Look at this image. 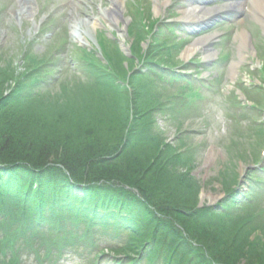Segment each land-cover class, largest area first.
<instances>
[{"label":"rangeland","instance_id":"rangeland-1","mask_svg":"<svg viewBox=\"0 0 264 264\" xmlns=\"http://www.w3.org/2000/svg\"><path fill=\"white\" fill-rule=\"evenodd\" d=\"M132 1H122L121 6L125 20L121 16V21L119 20L117 24L111 26L108 23L110 18L106 19L103 13L104 10H112L111 0H0V125L7 124V127L3 129L0 127V144L2 145L4 137H10L11 140L8 142L14 146L15 150L23 153L24 156H21V160H25L24 163L15 162L13 166L24 167L25 171L35 175L38 174L37 168L40 167V169L43 168L42 171H46L50 165L30 163L31 160L26 159L38 156L40 150L43 153L48 151L50 157H54L59 151L55 139L58 135L74 130L68 134L67 139L70 140L77 135L84 138L89 134L95 135L101 131L105 139L99 145L94 144L97 142L91 141L89 144L91 147L88 150L78 146L77 149L68 148L53 163L58 171L63 172L74 188L85 192H98L101 191V188L112 189L115 186L122 194L125 192L134 205L136 202L133 197L138 199L140 195L142 196L141 193L139 194V187H144L141 181L151 179L146 172L137 175L138 171H136L134 163L136 161L143 162L147 156L154 158L156 152L158 158L155 164L158 169H167L171 172V177L183 176L187 178L183 174L189 173L188 181H191V185L199 187L200 191V193L199 191L194 193L195 195L199 193L200 200L195 204L199 203L201 207L211 204L214 213H220L218 205L225 199L227 186L229 188L233 186L231 189H237V192L253 190L252 179L264 173L261 171L264 167V95L262 92L258 95L248 90L250 93L246 94V98H244L238 91L237 95L241 99V104H237L234 97L225 98L226 102L216 96V91L211 94L210 91L207 92V89H204V78L209 77L208 74L215 77L216 72L221 71L220 76L225 81L226 74H229L231 79L225 89L234 92L238 85L244 88H254V85L259 87L260 84L264 86V30L262 28L259 32L255 23H246L249 26V32L254 35V41L250 37L251 52L247 54V59L243 62L239 55L237 41L235 42L236 46H232L230 49H228L230 45L219 46L216 45V41L205 43L209 46V48H205L206 35H213V32L220 33L218 31L220 21L212 28L203 29L197 34L191 33V30L197 29V26L194 21L190 22L183 18L182 11L191 4L186 3V0H175L176 2L169 3L167 7L162 6L161 14L156 13L154 3L152 6L150 2L147 4L144 2L146 8L141 15L146 19L135 13L137 5ZM189 1L196 4V1L201 0ZM242 1H244V9L228 15L232 18V23H245L250 12L257 11L253 0ZM233 2L232 0H223V2L212 0V3L207 6L212 7L217 4L226 6ZM20 9L24 15H19ZM257 12V19L258 17L259 20L264 18V15H259V11ZM39 22L45 25L41 30L43 35L40 36V39L33 40L31 38L34 34L32 30ZM62 23L65 24L61 27ZM94 23L96 24L94 25ZM74 24H82V38L85 42L83 45L72 34L71 28ZM146 26L151 27L150 34ZM169 26H174L175 30ZM60 27V31L63 33L59 36L56 30ZM24 33L30 37L32 42H29L28 39L25 42ZM122 33L124 36H121ZM234 37L235 35L229 36L230 43ZM49 38L54 42L53 44H48V41H51L48 40ZM122 38L124 43H122ZM63 39L67 42L64 43ZM179 39L184 41L183 49L193 46L197 52L195 51L190 59H185L184 56V59L180 58L181 55L174 56L180 64L177 63L172 68L176 67L178 71L186 67H199L204 62L207 63L206 65L210 68V70H206L207 74L202 75L199 80L195 77L188 78L199 83V88L204 92L203 95L198 92L190 93L187 91L186 85L178 87L174 84L172 86L165 84L164 88L156 78V72L151 71L152 68H155L161 72L163 69L155 66L159 67L162 63L168 64L173 60V58L166 57L164 51L169 50L171 44L179 46ZM121 43L124 44V47ZM62 44L67 45V53L61 52ZM139 50H141L140 54ZM206 50L211 51L212 54L209 56L212 58L208 59ZM124 51H134V54L129 55ZM145 53L148 55L147 57ZM256 54L257 56H255ZM51 59H54L55 63L52 66L57 68L49 71V74L54 73L58 68L70 69L64 73L63 77L61 76V80L53 82L52 86L46 84V77L42 72V68L44 69ZM67 64L71 65L67 66ZM85 65L88 71L83 74L81 71ZM232 65H236L234 76L232 75ZM212 67L216 68L212 69ZM191 73L193 74L194 71ZM36 81L41 82L36 83ZM36 84L38 87L35 86ZM245 103L252 106L242 107V105H246ZM65 112L68 113L72 125L59 123L58 118ZM127 117L137 123L138 131L134 137L130 136V133L128 135L127 131L130 129L125 125L120 124L119 128L113 129L118 124L119 118L125 120ZM55 125H58L59 128ZM146 128L149 131L145 130ZM157 136L160 138L159 140ZM154 139L157 143L155 148L151 146ZM84 141L85 138L83 139L85 147ZM70 142L72 143V141ZM63 143L65 142H61L62 146ZM113 143L115 144L113 147L117 149L113 153L115 156L124 155L123 150H130L132 146L135 149H142L141 153L136 151L135 155H132L131 161L129 158L125 162L122 161L124 157H121L122 162L118 161L123 164V167L131 169V173H125L124 178L129 181L126 185L123 179V185H121L116 183V180L110 182L102 177L97 179L93 174H89L94 172L89 159L98 152L100 153L101 149L109 150L111 147L105 146L109 144L112 146ZM159 146L160 149L163 147L164 152L159 153ZM5 148H9L7 144ZM69 155H77V160L83 162L84 167L87 168L84 170L85 173L73 171L71 164H74L75 160L67 161L68 157H71ZM111 158L114 157L106 158L104 156L103 159L109 162ZM103 164L99 167H103ZM13 166L10 169H13ZM69 175H71L70 179ZM78 176L81 178L71 179V177ZM171 177H168L167 183L175 181L174 184H178L177 188L182 189V181L179 177L176 179H171ZM67 186L65 183L55 186L46 185L43 187L45 189L43 194L39 193L32 197L30 203L32 207L26 211H21V208L8 200L4 201L2 205L0 204V212L5 210L14 218V228L16 229H13L14 232L10 227L6 229L10 240L0 242V247L6 246L7 243V245L11 244L13 249L19 248V246L26 248L27 252L25 251L26 253L20 258V264L23 262L48 264V261L50 264H122L121 261H124L127 256L126 251L123 256L116 253H118L117 250H125V242L117 238V232L113 234L112 228L111 231H105L106 228L103 227L105 224L93 221L95 215L99 217L98 214H95L94 207L86 210L84 205L85 208L83 206L82 212L79 213L80 217H69L63 220L64 225L60 224L59 219L54 224L48 223L49 225L57 224L59 227L55 229L60 231L59 234L49 230L44 233L42 227L37 226L41 223L33 221L41 219L42 215L47 213V209L41 204L47 205L48 201L53 203L54 200L60 199V194L67 190ZM37 187V184L29 185L28 189ZM183 188L182 200L184 198L191 199L188 191H193V188L188 183ZM151 190L155 192L153 188ZM171 201L175 206H178V209L183 210L190 223L203 221L200 218L201 213L195 214L199 210V206L192 204L194 207H187L185 200H183L185 206H182L181 199L177 196H174ZM243 202H245L244 197ZM254 203L258 202L254 201ZM242 204L233 206L241 208L232 209V222L248 215V213L256 212L246 202ZM72 207L73 205L66 210H72ZM260 207L262 210L257 213L264 210V202ZM54 209L61 212V208L57 209L54 206ZM262 216L264 217L263 214ZM84 217L86 218L83 219ZM208 219H213L215 222L219 220L218 217L212 218V212L208 214ZM16 220L19 222H15ZM232 222L229 221L227 224ZM260 222L264 225V219ZM143 225L144 223L135 222L134 227L145 231L149 230L147 227L143 228ZM70 227L74 229L73 232L68 230ZM88 227L92 228L89 230ZM173 227L176 232L180 231L182 241L189 243L191 238L189 239V236L186 235V231H183L179 224ZM94 228L97 229L94 231ZM258 228L260 229L259 234L264 238V228L260 226ZM79 229L82 233L87 231L88 234L85 235V238L91 243L93 242L95 248L88 250L89 252L82 250L80 251L82 254L74 252L68 254L69 252H67L65 254L68 256H62L60 259L54 253L50 254V257L48 256L49 250L67 249L72 245L71 240L83 237ZM235 229L238 232H235L233 237L225 238V243H223L224 248L227 249L226 253L229 254V259L237 257L232 260L237 264L256 262L252 257L245 261H242L240 257L241 251L246 250L240 248L252 247L250 243L256 242L254 238L256 233L254 232L253 236L251 231L241 232L238 226H235ZM20 231L23 232V238ZM26 231L27 238L24 237ZM78 232L81 234H77ZM202 233L204 234L205 230ZM235 237L241 240V246ZM23 239L25 242L22 245ZM59 240L62 243H59ZM230 242L233 245H230ZM18 243L20 244L18 245ZM68 243L71 245L66 247L65 245ZM115 245L120 247H114ZM137 245V242H134L132 248L136 249ZM90 251H94L95 255L92 256ZM143 256L138 258L139 264L154 263V259L151 260L153 254H150L149 251ZM257 257L261 256L257 255ZM174 264H185V260L174 261Z\"/></svg>","mask_w":264,"mask_h":264},{"label":"trees","instance_id":"trees-1","mask_svg":"<svg viewBox=\"0 0 264 264\" xmlns=\"http://www.w3.org/2000/svg\"><path fill=\"white\" fill-rule=\"evenodd\" d=\"M157 47V45H156ZM160 51V49H159ZM141 53V50H139V54ZM145 56L147 57L148 55L145 53ZM112 70L114 71V65L112 64ZM36 87L37 84L35 85ZM129 112V111H128ZM71 116V115H70ZM69 115L67 112L60 115L58 118L59 123L63 124H70L71 121L69 120ZM125 125L126 128H129L130 130L127 131L128 135L130 133V136L134 137L137 134L138 128H137V123L134 120H129V117L127 119L122 120L119 118L118 124L115 125V128H119V125ZM0 127L3 129L7 127V124L4 123V125H0ZM55 127H58V125H55ZM65 127V126H64ZM63 127V128H64ZM75 129V127H73ZM80 128V127H79ZM77 128V130H80L82 128ZM145 130L149 131L148 128ZM74 130L67 131L65 134L58 135L55 139L57 140L56 142L58 143V153L54 157H50V153L46 151L43 153L40 150V153H38V156H34V158H27L26 160H31L29 161L30 163L37 162L40 165H50V168H47L46 171H42L43 168L38 169V174L32 175L25 171L24 167L22 168H16L13 166L15 162H22L24 163L25 160H21V156L23 157V153L17 151L14 149V146H12L8 141L11 140V138L4 137L2 145L0 144V204L2 205L4 201L8 200L12 204H16L19 208H21V211H26V209L31 208V199L33 196H36V194H43L42 192H45V189L43 187H46V185H59L60 183H65L67 186V190L63 191L62 194H60V199L54 200L53 203L46 204H41L47 209V213L45 215H42L41 219L33 220L35 222L41 223L40 225H37L38 227H42L43 232L45 233L46 231H54L56 233H60L58 231L57 224L56 225H49L54 224L58 219L60 221L61 225H64L65 223L63 220L68 219L69 217L71 218H76L79 216V213H81V208L85 205L86 210L90 209L91 207H94L95 209V214H98L94 216L93 221L96 222H102L103 227H105V231L109 230L114 234V232H117V238L121 241H124V246L125 250H117L118 255L123 256V254L126 251V258L125 261L129 262H136L134 264H139V259L144 257L143 255L149 251L150 254H153V257H151L152 261L154 259L153 264H174V261L177 260H185V264H237L232 262V260L236 259H229V254L226 253L227 249H225L224 244L225 243V238L233 237L235 235V232H238V230L235 229V226H238L239 229H241V232H248L251 231L252 235L255 232V243H250L252 244V247L246 248H240L245 251H241V260L245 261L248 258H254L256 262H253L252 264H264V238L259 234L260 229L258 226L264 228V225L260 220H263L264 215L263 212H258L257 211L253 212V214H249L246 216H243L240 219H235L232 222V209H240L241 207H233V205H243L242 203H247L249 205V201L251 200L254 202V199L257 198L258 192L255 191L257 188L260 190L264 186V178L261 179V177L258 175L259 178L254 177L252 179L253 187L255 189H250V192H248V196L245 198V202L243 200H238L239 203L235 202V199H243V195L240 194H235L232 192H236V190L231 189V188L226 187V197L227 199L223 201V206L219 209L220 213L215 214L214 213V208L213 207H202L198 208L199 210L196 211L195 214H200V218L203 219L202 222H193L190 223V220L186 219V216L184 215L185 213L183 212L182 209H178V206H175L172 198L174 196H177V198L181 199V204L182 206L185 204L183 203V200L186 202L187 207H194L199 205V203L195 204L196 201H199V187L197 188L195 185H191V181L189 180V173L183 174L187 178L183 176H178L179 179L182 181L181 182V188H177L178 184H174V182H169L167 183V180L169 179L168 177L172 176L171 172H169L167 169L164 171L162 168L158 169V172L154 173V175L151 177L150 176V171L153 169L152 167L155 164V161L158 158V154L155 152V156L150 157L147 156L141 161H136L134 165L136 166V171H138V174H144L145 172L148 173L150 176L149 181H141L142 186L139 187V194L141 193L142 196L140 195L139 198L137 199L136 197H133L134 202L136 204H132V201L128 195L122 194L117 187H113L112 189L109 188H101V191L98 192H85L84 190H77L74 188L73 185H71V182L65 177L63 172H60L57 170L55 167L56 165L53 164L56 159H58L61 155L62 152L67 151L66 149L68 148H76L81 147L84 150H88L91 145H89L92 142H97L94 144L99 145L105 138L103 137V133L101 131H98L97 134H89L85 136V147L83 146V137L81 135L75 136L73 139H67L69 136V133H72ZM146 131V132H147ZM60 134V133H59ZM117 134V133H116ZM123 134V133H122ZM126 134V133H125ZM1 135V133H0ZM127 137V136H126ZM123 139V138H122ZM125 140V139H124ZM72 141V143L70 142ZM63 143V146L61 144ZM6 144L8 145V149L5 148ZM87 144V145H86ZM156 142L151 143V146L153 148L157 147ZM45 145V144H44ZM56 145V144H55ZM51 145V146H55ZM115 144L113 143L112 146L109 144L108 146L105 147H111L109 150L101 149L100 153L94 155L89 159L90 166L93 167L94 172L89 173L90 175L93 174L97 179H100L102 177L105 180L108 181H114L116 183H119L123 185L122 181L124 180V184L126 185L128 180H126L125 173H131L130 168H125L123 167L122 163H118V161H121V157H124L122 161L125 162V160L131 161L133 159L132 155H135V152L138 151L139 153L142 152V149H135L134 146L131 147L130 150H123L124 155H113L115 151L117 150L114 148ZM148 146H150L148 144ZM17 147V146H16ZM152 148V149H153ZM47 150V149H46ZM78 151V150H77ZM157 151V150H156ZM164 152L163 147L160 149L159 146V153ZM74 154V152H72ZM26 156V155H25ZM68 156V155H67ZM71 157H68L67 161H70L71 159L75 160L74 164H71L73 171L76 173H85L84 170H87L85 168L83 162L77 160V155H69ZM111 158L109 162H106L104 158ZM66 157V156H65ZM64 157V159H66ZM76 157V158H75ZM132 157V158H131ZM34 159V160H32ZM81 160V159H80ZM72 161V160H71ZM121 161V162H122ZM105 162V164H103ZM123 162V163H124ZM101 164H103V167H99ZM77 165V166H76ZM13 166V169H10V167ZM157 167V166H156ZM162 170V171H161ZM162 172V173H161ZM36 173V172H35ZM69 175V179H70ZM80 176V175H79ZM71 177L72 178H81V177ZM93 177V176H92ZM99 177V178H98ZM178 177H171L172 178H178ZM123 179V180H122ZM187 179V180H185ZM193 179V177H192ZM186 181V182H185ZM137 183V182H136ZM188 183L190 187L193 188V191H188L189 195L191 196V199H186L183 198V193H184V186ZM37 184L36 189H28L29 185H35ZM141 184V183H140ZM250 184V185H251ZM146 186V187H145ZM226 186V185H224ZM252 186V185H251ZM196 187V188H194ZM154 189L155 192H153L151 189ZM199 191L197 195L194 193ZM234 194L233 196H231ZM230 195V196H229ZM235 196H237L235 198ZM234 199L235 203L230 204L227 202L229 199ZM81 200V201H80ZM96 201H99L102 203L99 207L96 203ZM80 202V203H79ZM133 202V203H134ZM178 202V201H177ZM242 202V203H241ZM192 204H195L194 206ZM68 205V206H67ZM72 207V210H66L69 206ZM240 205V206H241ZM54 206L60 210L56 211L54 209ZM65 206V207H63ZM85 206L83 208H85ZM85 210V211H86ZM46 211V210H45ZM84 211V212H85ZM90 212V211H89ZM212 212V218H217L219 220H216V222L213 219H208V214ZM0 221L3 222L5 219L7 220H13L7 212L1 211L0 212ZM262 213V214H261ZM197 216V215H195ZM80 217V216H79ZM83 217V216H82ZM84 217L83 219H85ZM123 220H125L123 222ZM231 221V224H227V222ZM15 222H19V220H16ZM135 222L139 223H144V227H146L149 230H143L138 227H134ZM182 223V224H180ZM48 224V225H47ZM180 225V227L183 228V231H186V235L189 236V243H186L185 241H182L181 239V234L179 232H176L175 228L173 226ZM152 225V226H151ZM36 226V227H37ZM99 226V225H98ZM156 226L157 228H155ZM96 227V226H94ZM92 227H88L90 230ZM97 228H94V231ZM179 229V228H178ZM205 230V233L203 234V230ZM41 230V229H40ZM69 231L73 232L74 229L70 227L68 229ZM28 231V230H27ZM70 232V233H71ZM79 232H81V229H79ZM77 234H81V233ZM105 233V232H104ZM176 236H174V234ZM83 237L81 238H74L71 240V244L68 243L65 246H69L67 249L65 248H60L59 250H49L47 252L48 256L50 257V254L54 253L55 256L57 257L60 255L62 252H65L66 250H71V248H74V250H79L81 249L79 246H83L87 250H92V248H95V244L90 242V240L85 238V235L88 234L87 231H84ZM179 234V235H178ZM122 235H125V238H123ZM254 236V235H253ZM239 239H241L239 237ZM235 240H238L237 237H235ZM98 241V240H97ZM100 241V240H99ZM25 240L23 239V243ZM59 243H62L60 240L58 241ZM137 242V247L132 248L133 243ZM233 242V241H231ZM230 242V245H233ZM98 243V242H96ZM123 243V242H122ZM239 246L242 245L241 240H238L237 242ZM20 243H18L19 245ZM113 245V244H111ZM131 245V246H130ZM3 246V245H1ZM229 246V244H228ZM63 247V246H61ZM114 247H120L115 245ZM123 248V247H121ZM21 249V250H20ZM225 249V250H224ZM24 249L19 246L16 249H13L12 245H4L3 247H0V264H7L5 263L6 259L8 260L11 258L12 260L17 261L18 264H20V257L24 253ZM53 255V254H52ZM257 255L261 256L260 258L257 257ZM125 256V255H124ZM150 257V256H148ZM238 257V258H240ZM138 259V260H137Z\"/></svg>","mask_w":264,"mask_h":264},{"label":"bare ground","instance_id":"bare-ground-1","mask_svg":"<svg viewBox=\"0 0 264 264\" xmlns=\"http://www.w3.org/2000/svg\"><path fill=\"white\" fill-rule=\"evenodd\" d=\"M122 1H124V0H111V7H112V10L110 9H108V10H104V16H105V18L107 19V18H110L109 20H108V23L111 25V26H113V25H115V24H117L118 22H119V20H120V18H121V16L122 17H124V18H122L123 20H125V15H124V12L122 11V6H121V4H122ZM177 1H179V0H177ZM187 2L186 3H188V4H190L189 5V7L187 8V9H185V10H183L182 11V13L184 14L183 15V18L184 19H186V20H188V21H194L195 22V24H196V26H197V29L195 30V28H193L191 31V33L192 34H197L198 33V30H199V28L200 27H202L203 26V28H204V26H205V24H203V22H205L206 21V19L207 20H210L209 18H211V17H213V15H217V14H219L220 12H218L217 11V8H212V9H208V8H206L207 10H206V13H205V8H204V6H199V5H196V4H193L191 1H189V0H186ZM206 1V0H205ZM254 1V3H256V9H258V6L260 7V5L261 6H264V0H253ZM131 2V1H130ZM144 2H145V4H147L148 2H150V5H152V6H154L155 5V10H156V13L158 14H161V8H162V6L163 7H167L168 6V4L169 3H174V2H176L175 0H133L132 1V3L133 4H135L136 3V5H137V7H136V11H135V13H138L139 14V16H141L142 18L144 17V19H146L145 18V16H143V15H141V13H143L144 11H145V8H146V6L144 7ZM183 2V1H182ZM152 3H154V5L152 4ZM149 7V6H148ZM262 10H264L263 9V7L261 8ZM19 15H24V12L20 9L19 10ZM257 11H255V10H253L252 12H250V16H251V18L252 19H254L255 21H257V20H259V17H258V19L256 18V16H257ZM125 14H126V10H125ZM260 15H264V11L260 14ZM207 17V18H206ZM218 17H220V14H219V16ZM256 18V19H255ZM263 19V20H262ZM121 21V20H120ZM260 23L261 24H264V18H261L260 20ZM96 22V21H95ZM127 22V21H126ZM197 22H200V23H202V24H200V23H197ZM97 23V22H96ZM96 23H94V25L96 24ZM95 27V26H94ZM36 29V27H34L33 28V30H35ZM32 30V31H33ZM71 30H72V34H73V36L74 37H76V39H77V41H79V43L80 44H85V42H84V40H83V38H82V32H83V29H82V24H74L73 26H72V28H71ZM32 32L30 31V34H31ZM24 36H25V38L26 39H24L25 40V42L27 41V39L29 40V42H32V40L30 39V37H28L25 33H24ZM121 36H124V33H122L121 34ZM211 39H208V38H205L204 39V46H205V48H209V46H207L205 43H207V42H209ZM203 41V40H202ZM125 41H124V39L122 38V43H124ZM53 44L54 42H52V40L51 41H48V44L50 45V44ZM121 43V44H122ZM239 55H240V58L242 59V61L244 62V61H246V59H247V54L248 53H250L251 52V50H250V40H249V37H247V35L246 34H241L240 35V42H239ZM132 45V44H131ZM122 47H124V44H122ZM187 49V48H186ZM186 49H183L182 48V50L180 51V52H178V53H175V54H172L170 57H169V59H171V58H173L174 56L176 57L177 55H181L180 56V58H183V56L185 57V59H190L191 57H192V55H194L195 54V51H196V49H195V47H193L192 46V48L190 47V48H188L187 50ZM250 50V51H249ZM79 51L80 52H82L81 51V49H79ZM208 50H206V52H207ZM125 52V51H124ZM197 52V51H196ZM126 54L128 53L129 55L130 54H134V51H126L125 52ZM182 53H183V55H182ZM167 55V54H166ZM252 55V54H251ZM205 57H206V59H207V56L205 55ZM209 58H212V56H208V59ZM184 59V58H183ZM233 67H232V75L234 76V74H235V68H236V65H232ZM49 67H51V66H49ZM51 69H55V67H53L52 66V68ZM160 72V71H159ZM176 74V73H175ZM64 115V114H63ZM153 169L150 171V176L152 177L153 175H154V173L156 172H158V167H156V165H154L153 167H152ZM146 174H148V173H146ZM149 175H148V177H150ZM172 182V181H171ZM248 192H250V189H247V190H243L242 192H235V194H242V195H244L245 197L244 198H246V197H249L248 195ZM232 193H234V192H232ZM234 194H232L231 196H233ZM230 196V195H229ZM226 197V196H225ZM234 199L235 198H232V199H229V200H227V202H229L230 204H232V203H235V202H237V203H239L238 202V200H243V199H241V198H239V199H235V202H234ZM96 203H97V205L99 206V207H101L100 205L102 204V203H100L99 201H96ZM242 203V202H241ZM240 204V203H239ZM211 204H209V205H205V206H207V207H209ZM224 204H223V201H221V203L218 205L219 206V208H221L222 206H223ZM249 205L252 207V209L253 210H256V211H260V210H262V208L260 207L261 205L260 204H255L254 202H252L251 200L249 201ZM199 206V205H198ZM234 206V205H233ZM205 208V207H204ZM13 220H7V219H5L3 222H1L0 221V242H7L8 240H10V236L9 235H7L6 234V229H9V227L10 228H12V230L13 229H15L14 228V218H12ZM12 226V227H11ZM16 230V229H15ZM13 232H14V230H13ZM12 232V235H13V237H15V234ZM22 233L23 232H21L20 231V235L22 236V238H23V235H22ZM17 234V233H16ZM17 235H19V234H17ZM24 237L25 238H27L28 237V233H27V231L24 233ZM24 243H22V245H23ZM23 249H24V251H26L27 252V249L26 248H24L23 247ZM21 250V249H20ZM26 252H24L23 254H25ZM22 254V255H23ZM22 257V256H21ZM20 257V258H21ZM6 262L5 263H7V264H18L17 263V261H15V260H12L11 258H9L8 260L6 259L5 260ZM1 264H3V263H1ZM22 264H27V262H23ZM48 264H49V261H48Z\"/></svg>","mask_w":264,"mask_h":264}]
</instances>
